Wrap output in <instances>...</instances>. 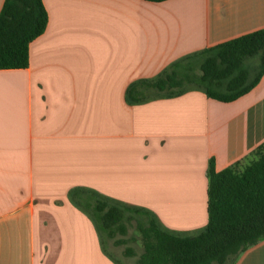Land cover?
<instances>
[{
	"label": "crops",
	"instance_id": "1",
	"mask_svg": "<svg viewBox=\"0 0 264 264\" xmlns=\"http://www.w3.org/2000/svg\"><path fill=\"white\" fill-rule=\"evenodd\" d=\"M43 3L49 20L28 67L0 69V264H134L120 238L105 248L99 198L198 234L210 161L221 171L264 142V75L232 102L201 89L132 101L127 90L264 28V0ZM235 264H264V239Z\"/></svg>",
	"mask_w": 264,
	"mask_h": 264
},
{
	"label": "trees",
	"instance_id": "2",
	"mask_svg": "<svg viewBox=\"0 0 264 264\" xmlns=\"http://www.w3.org/2000/svg\"><path fill=\"white\" fill-rule=\"evenodd\" d=\"M48 20L43 0H5L0 12V69L28 67L30 43L44 33ZM263 75L264 28L173 62L155 78L141 82L144 90L129 87L127 97L141 101L152 94L175 96L201 89L210 98L232 102ZM207 175L208 223L198 234L167 231L147 208L109 198H99L93 205L99 229L112 238L125 235L130 213L144 215L148 225L139 224L144 239L139 264H235L264 239V142L221 171L211 160Z\"/></svg>",
	"mask_w": 264,
	"mask_h": 264
},
{
	"label": "rangeland",
	"instance_id": "3",
	"mask_svg": "<svg viewBox=\"0 0 264 264\" xmlns=\"http://www.w3.org/2000/svg\"><path fill=\"white\" fill-rule=\"evenodd\" d=\"M132 215V219L131 221L128 223V232L127 234L123 235L121 233H117L115 238H124L126 239V243L119 245V249H123L124 250V254L127 255L126 253L128 252V250H132V252L134 253V264H138V260L141 256V254L144 252V244H143V233L141 232L140 228H139V224L140 222H142L145 226L148 225V217L144 216V215H139V214H133L130 213ZM100 234L101 237L103 239L105 248L108 250V239H110V237L108 236V234L106 233L105 230H103L102 228H100ZM110 241H112L110 239ZM120 261H122V263L126 264V260L124 258H119Z\"/></svg>",
	"mask_w": 264,
	"mask_h": 264
}]
</instances>
